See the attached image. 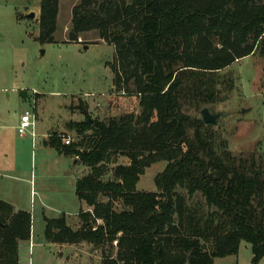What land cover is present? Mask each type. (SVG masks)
<instances>
[{
	"label": "trees",
	"instance_id": "16d2710c",
	"mask_svg": "<svg viewBox=\"0 0 264 264\" xmlns=\"http://www.w3.org/2000/svg\"><path fill=\"white\" fill-rule=\"evenodd\" d=\"M59 3L41 0L42 44L54 42ZM91 31L115 48L116 89L132 93L140 113L88 118L76 124L80 143H47L89 172L76 182L86 205L79 228L65 215L45 217L46 241L101 248L102 264H214L246 242L259 264L264 167L238 163L202 131L211 125L185 108L188 100H215L219 71L257 51L264 58V0H80L70 39ZM120 158L128 162L113 166ZM162 161L156 191L138 190L146 169ZM199 193L206 213L189 204ZM31 230L30 213L0 200V264H20L19 245Z\"/></svg>",
	"mask_w": 264,
	"mask_h": 264
},
{
	"label": "rangeland",
	"instance_id": "374dc122",
	"mask_svg": "<svg viewBox=\"0 0 264 264\" xmlns=\"http://www.w3.org/2000/svg\"><path fill=\"white\" fill-rule=\"evenodd\" d=\"M79 3L60 0L54 42L42 44L41 0H0V200L32 216L31 239L20 243V264H102L101 248L88 243L62 247L45 239V217L65 215L68 226L79 228L78 215L86 205L76 196V182L89 172L82 163L46 145L45 135L49 140L66 137L80 143L76 124L88 118L108 121L140 113L136 97L116 89L113 45L96 31L70 39L72 10ZM215 79V100H188L186 113L196 121L202 120L205 108L221 114L217 125L205 123L211 127L202 131H210L217 146L225 143L241 165L262 169L264 58L257 51L219 71ZM24 110L38 116L35 140L13 128L15 115ZM194 132L190 127L189 134ZM127 162L120 158L112 165ZM166 166L162 161L147 168L138 190L156 191L155 177ZM189 204L207 212L200 193ZM252 258L251 245L242 242L238 255L216 258L214 264H253Z\"/></svg>",
	"mask_w": 264,
	"mask_h": 264
},
{
	"label": "built area",
	"instance_id": "2783aa9c",
	"mask_svg": "<svg viewBox=\"0 0 264 264\" xmlns=\"http://www.w3.org/2000/svg\"><path fill=\"white\" fill-rule=\"evenodd\" d=\"M36 118L31 114L30 111H26L21 117L20 122L17 126V131L20 136H25L27 133H30L32 137H36ZM63 141L66 145H70L71 139L64 137Z\"/></svg>",
	"mask_w": 264,
	"mask_h": 264
},
{
	"label": "water",
	"instance_id": "95a60500",
	"mask_svg": "<svg viewBox=\"0 0 264 264\" xmlns=\"http://www.w3.org/2000/svg\"><path fill=\"white\" fill-rule=\"evenodd\" d=\"M34 16V14L29 15L30 18H34ZM85 114H87V111H85ZM220 116L221 114H212L208 108L202 110V119L206 124L217 125ZM89 121L93 123L91 119Z\"/></svg>",
	"mask_w": 264,
	"mask_h": 264
},
{
	"label": "crops",
	"instance_id": "0c3cea01",
	"mask_svg": "<svg viewBox=\"0 0 264 264\" xmlns=\"http://www.w3.org/2000/svg\"><path fill=\"white\" fill-rule=\"evenodd\" d=\"M25 112H26V110H24L21 114L18 113V114L15 115V117H14V119H13V122H12V124H14V125H13V128H17V126H18V124H19V122H20V117H21ZM37 119H38V116H36V121H37ZM35 132H36V128H35ZM31 136H32V135H31ZM23 137H24V136H23ZM36 137H37V134H36ZM36 137H34V140H35ZM45 137H46V139H47V140L45 141V143H46V145H47V143L50 141V140L48 139V137H49V136H48V133L45 135ZM68 157H69V156H68ZM71 158H73V157H71ZM73 159H75V158H73ZM75 160H76V161H75L76 163H80L77 159H75ZM11 205L13 206V204H11ZM13 207H14V206H13ZM15 210H16V209H15ZM31 245H32V244H31ZM60 246L64 247V246H66V245H60ZM19 251H20V245H19ZM231 256H232V255H231ZM231 256H228V257H231ZM225 258H227V257H225ZM225 258H224V259H225ZM263 259H264V258H263ZM263 259H262V260H263ZM262 260H261V261H262ZM259 263H260V262H259Z\"/></svg>",
	"mask_w": 264,
	"mask_h": 264
}]
</instances>
